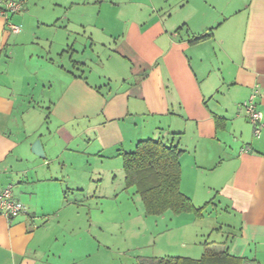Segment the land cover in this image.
Returning a JSON list of instances; mask_svg holds the SVG:
<instances>
[{"label": "crops", "instance_id": "1", "mask_svg": "<svg viewBox=\"0 0 264 264\" xmlns=\"http://www.w3.org/2000/svg\"><path fill=\"white\" fill-rule=\"evenodd\" d=\"M48 1L26 0L11 18L18 34L0 16V181L27 207L0 216V264H87L92 239L68 235L75 194L107 174L136 192L123 154L149 139L183 151L181 192L204 208L175 215L188 218L184 236L205 237L215 228L199 226L203 213L225 207L222 249L264 264V129L255 136L243 107L257 90L264 123V0H214L215 24L191 30L187 19L133 16L118 40L92 33L81 50L62 1L47 12Z\"/></svg>", "mask_w": 264, "mask_h": 264}, {"label": "rangeland", "instance_id": "2", "mask_svg": "<svg viewBox=\"0 0 264 264\" xmlns=\"http://www.w3.org/2000/svg\"><path fill=\"white\" fill-rule=\"evenodd\" d=\"M50 1L55 2L49 0L48 5ZM61 1L63 8L56 12L69 14L76 27L78 50L90 42L92 33L105 43L118 40L133 16L149 18L156 14L173 23L187 19L190 30L203 25V22L215 24L218 17L214 0ZM55 7L52 4L46 11L52 12ZM40 34L57 38L53 31ZM30 49L27 47L23 51ZM93 184L84 192H76L79 206L70 211L71 221L68 223L70 239H92V256L87 264H135L143 257H165V253L161 252H171L167 254L172 258L200 259L206 242L213 243V249H222V235L219 234L217 222L231 219L223 210L225 207H211L204 212L206 220L199 226L215 229H208L205 237L200 236V239H189L196 233L193 231L184 236V225L188 221L186 216L177 218L171 211L161 216L146 215L143 201L135 190L123 189L121 174L117 178L103 175ZM88 192H96V195H88ZM184 242L189 244L188 248H183Z\"/></svg>", "mask_w": 264, "mask_h": 264}, {"label": "trees", "instance_id": "3", "mask_svg": "<svg viewBox=\"0 0 264 264\" xmlns=\"http://www.w3.org/2000/svg\"><path fill=\"white\" fill-rule=\"evenodd\" d=\"M206 34L193 37L192 43L206 39ZM181 151L162 140L138 142L132 153H124V172L127 188L140 194L149 216H161L168 211L175 215L194 213L201 217L204 208H196L191 199L181 192ZM213 243L204 244L200 259L183 257L141 258L135 264H242V259L231 255L228 249L216 250Z\"/></svg>", "mask_w": 264, "mask_h": 264}, {"label": "built area", "instance_id": "4", "mask_svg": "<svg viewBox=\"0 0 264 264\" xmlns=\"http://www.w3.org/2000/svg\"><path fill=\"white\" fill-rule=\"evenodd\" d=\"M26 0H0V16L7 21L9 30L13 34L21 32V27L11 22V18L19 14L25 5ZM257 90L251 95L250 99L243 104L247 116L255 127V136L260 137L264 129L262 114L257 108L255 99ZM14 184L9 183L2 185L0 181V216H5L8 219H14L27 212V207L24 203L17 200L13 196Z\"/></svg>", "mask_w": 264, "mask_h": 264}, {"label": "water", "instance_id": "5", "mask_svg": "<svg viewBox=\"0 0 264 264\" xmlns=\"http://www.w3.org/2000/svg\"><path fill=\"white\" fill-rule=\"evenodd\" d=\"M32 152L38 157L45 158L44 149H43L42 144L39 140H37L32 145Z\"/></svg>", "mask_w": 264, "mask_h": 264}]
</instances>
